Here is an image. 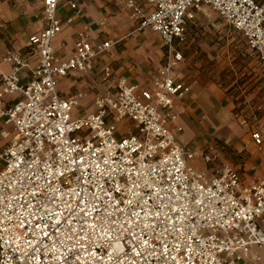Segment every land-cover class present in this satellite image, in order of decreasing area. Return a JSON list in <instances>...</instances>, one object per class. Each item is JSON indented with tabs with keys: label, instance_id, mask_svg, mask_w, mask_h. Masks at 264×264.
Listing matches in <instances>:
<instances>
[{
	"label": "built area",
	"instance_id": "2783aa9c",
	"mask_svg": "<svg viewBox=\"0 0 264 264\" xmlns=\"http://www.w3.org/2000/svg\"><path fill=\"white\" fill-rule=\"evenodd\" d=\"M58 3L42 0L35 18L43 29L26 51L0 55L10 66L0 74L8 127L0 128V141L8 139L0 146V264H264V177L246 182L217 144L197 153L179 143L174 102L190 88L173 75L206 9L241 37L264 74V0H127L131 34L158 33L164 49L148 88L100 61L120 39L95 43L79 32L60 58ZM69 7L82 13L76 0ZM97 68L106 92L94 96L92 112L75 115L84 94L63 96L58 82ZM250 138L263 143L259 130ZM197 158L206 171L193 166Z\"/></svg>",
	"mask_w": 264,
	"mask_h": 264
},
{
	"label": "crops",
	"instance_id": "0c3cea01",
	"mask_svg": "<svg viewBox=\"0 0 264 264\" xmlns=\"http://www.w3.org/2000/svg\"><path fill=\"white\" fill-rule=\"evenodd\" d=\"M71 1L74 0H59L58 3L57 18L63 27L54 39L53 47L60 58L66 59L70 56L79 32H86L95 43L120 39L100 61L114 65L117 73L131 83L148 88L155 71L163 64L164 49L159 34L150 30L131 34L135 23L129 20L123 8L127 0H76L81 5L80 16L73 15L69 7ZM41 13L42 0H0V24L5 27L0 33V55L6 51H26L29 37L39 34L43 29L40 19L35 18ZM70 16H74L73 22L66 25L65 21ZM205 16L199 15L196 25L189 27V43L183 52L184 59L173 72L175 77L190 88L189 93L174 102L178 115L176 122L182 127L178 141L189 150L199 153L215 144L214 139L209 137L213 136L209 129L214 127V121L220 115L221 119L230 115L234 118L235 125L228 122L226 125L229 128L221 126L218 133H214L230 151L219 152L220 159L239 169L246 182L263 178L264 74L260 62L249 53L237 33L228 28L213 30L216 28L215 24L208 26L203 19ZM204 25L207 26L203 27ZM198 48L204 50L206 56L198 57ZM28 58L29 68H33L36 64L35 53L30 52ZM193 59L200 61L196 62V68L191 69L189 62ZM208 62L212 64L208 65ZM188 66L190 68L186 69ZM201 66V71L205 74L198 72L197 68L200 69ZM9 71L10 66L0 59V74H7ZM99 71L97 68L84 77L74 74L59 80L57 90L61 95L68 97L77 92L84 94L79 107L74 111L75 115L84 116L93 111L96 91L105 94V88L96 78ZM214 74L215 81L212 79ZM22 76L27 78L28 70ZM17 98L18 94L6 96L4 105L9 107ZM89 102H92L91 107ZM257 106H261L260 112L256 111ZM238 114L248 117L245 126H239L236 117ZM0 128L8 129L1 119ZM254 129L259 130L263 137L260 147L250 138ZM7 143L8 139H3L0 146ZM194 161L201 163L200 167H196L198 170L206 171L199 158Z\"/></svg>",
	"mask_w": 264,
	"mask_h": 264
},
{
	"label": "rangeland",
	"instance_id": "374dc122",
	"mask_svg": "<svg viewBox=\"0 0 264 264\" xmlns=\"http://www.w3.org/2000/svg\"><path fill=\"white\" fill-rule=\"evenodd\" d=\"M203 19H205L206 21L205 22H207V25L209 26V24H211V23H214L215 24V27L216 28H213V30H222V29H230L226 24H224V20L222 19V18H219L217 15H216V13L214 12V11H212V10H210V9H206V16L203 18ZM220 24H222L221 25V27H219L220 26ZM207 25H204L203 27H205V26H207ZM208 28V27H207ZM209 29L210 30H212L211 29V27H209ZM209 29H207V30H209ZM231 30V29H230ZM239 38H241L240 36H239ZM226 39H224V41H225ZM211 45V44H210ZM209 45V46H210ZM202 49V48H201ZM198 52H200V54L198 55V57H200V58H203V56H206V54H205V52H204V50L202 51V50H200L199 48H198ZM199 61L200 60H190V62H189V66H191V69H194V68H196L195 67V64H196V62L197 63H199ZM212 64V62H208V65H211ZM196 65H198V64H196ZM186 67V69H188V68H190V67ZM202 67V68H201ZM200 67V69H198L197 68V70H199L198 72L199 73H203V74H205V72H202L201 71V69H203V66H201ZM213 69L215 70V67H213ZM211 70V69H210ZM216 79V76H215V74H214V76H212V79ZM213 79V80H214ZM215 81V80H214ZM63 87H65V85H63ZM85 88V87H84ZM77 92V91H76ZM75 93V92H74ZM74 93H72V94H74ZM78 93V92H77ZM96 93V95L97 94H102V92H100V91H96L95 92ZM71 95V94H70ZM91 105H92V102H89V107H91ZM223 106V105H222ZM221 113L220 114H222V112H223V109L220 111ZM226 112V111H225ZM226 116V115H225ZM222 117H221V115L219 116V118L217 119V120H215L214 121V127H210V132L209 133H211L213 136L211 137V135L209 136L210 138H213L214 139V141H215V144H217V146L218 147H221V148H223V151H227V152H230V151H228V147L225 145V143L221 140V139H219L218 137H217V133H218V129L222 126V127H228L227 125H226V123H232L233 125H235V121H234V118L232 117V116H226L225 118H223V119H221ZM215 125H216V130H215ZM128 127V124H125V125H121L119 128L120 129H122V131H123V129H126ZM229 128V127H228ZM215 131H217L216 132V134H214L215 133ZM13 136V135H12ZM11 136V137H12ZM193 166L194 167H200L201 166V163H199L198 161H194L193 162ZM263 259H264V257H263Z\"/></svg>",
	"mask_w": 264,
	"mask_h": 264
}]
</instances>
